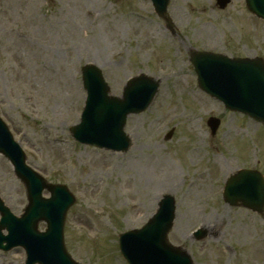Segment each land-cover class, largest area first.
I'll return each instance as SVG.
<instances>
[{"label": "rangeland", "instance_id": "rangeland-1", "mask_svg": "<svg viewBox=\"0 0 264 264\" xmlns=\"http://www.w3.org/2000/svg\"><path fill=\"white\" fill-rule=\"evenodd\" d=\"M167 10L173 26L151 0H0V115L27 162L74 194L65 242L81 264H128L119 234L142 227L165 193L177 204L169 239L195 264H264V213L223 197L225 181L242 166L264 172V125L206 93L191 61L194 51L264 57V19L245 0L225 8L216 0H169ZM17 29L32 31L30 40H20ZM87 64L99 67L110 96L124 99L127 81L142 73L159 85L151 105L127 118L126 151L73 138L88 99ZM211 116L220 124L209 125ZM0 195L16 215L28 203L24 182L2 153ZM214 223L204 239L195 237ZM244 224L252 230L247 238L237 228ZM38 226L46 229L44 221ZM26 258L24 248L0 249V264Z\"/></svg>", "mask_w": 264, "mask_h": 264}, {"label": "water", "instance_id": "water-1", "mask_svg": "<svg viewBox=\"0 0 264 264\" xmlns=\"http://www.w3.org/2000/svg\"><path fill=\"white\" fill-rule=\"evenodd\" d=\"M152 1L157 11L163 14L169 0ZM218 1L222 7L229 2ZM247 5L264 18V0H247ZM202 54L194 61L200 85L223 100L229 108L248 113L264 123V61L261 58L230 59L220 54ZM83 73L88 99L82 122L72 128L74 137L99 147L127 149L130 144L124 132L127 116L131 112H141L148 106L158 84L145 75L132 78L125 89L124 99H121L108 94L109 87L97 66L87 64L83 67ZM209 123L218 125L219 121L211 118ZM0 151L12 160L17 174L27 184L29 194V204L20 217L14 215L0 199V247L24 246L28 253V264H80L67 252L64 242L65 215L74 202L68 188L48 184L27 166L24 153L13 141L1 119ZM251 174L242 171L236 175V179L228 185L229 189H226V197L231 203L241 201L262 211L263 180L256 173ZM46 187L52 193L50 198L42 196ZM164 200L162 209L144 227L121 234L120 247L131 264H193L186 250L168 241L175 204L170 195ZM42 219L48 223L44 232L38 230V223ZM4 228L9 231L7 235L2 233ZM203 235V231L197 234L198 237Z\"/></svg>", "mask_w": 264, "mask_h": 264}, {"label": "bare ground", "instance_id": "bare-ground-1", "mask_svg": "<svg viewBox=\"0 0 264 264\" xmlns=\"http://www.w3.org/2000/svg\"><path fill=\"white\" fill-rule=\"evenodd\" d=\"M89 13H91L92 14V17L94 16V12H91V9L88 11ZM96 17V16H95ZM69 19V18H68ZM69 22H71L69 25H68V27L69 28H71V29H73L74 27H75V25H74V22L72 21V20H69ZM52 26H53V24H52ZM54 27V26H53ZM55 28V27H54ZM22 31L23 30H18L17 29V32L20 34V40H22V41H29L30 40V38H31V34L33 33L32 31H29V32H25V33H22ZM48 35V34H47ZM40 50V49H39ZM38 50V51H39ZM20 52V51H19ZM23 55H24V53H23V51L21 52ZM20 55V54H19ZM22 59L23 60H25L26 59V56H22ZM200 135H201V133H200ZM202 138V137H201ZM6 146V142L4 141L3 142V147H5ZM194 150H197V149H193L192 148V152H194ZM192 155L194 156H196V154L195 153H192ZM230 166V164H229V162L227 163H224V167H226V168H228ZM173 172V176L175 177L176 175H177V177H178V173H177V171H175V170H173L172 171ZM93 173V172H92ZM94 175H91V173H90V176H92V177H94L96 174L95 173H93ZM177 177H176V180H178L177 179ZM197 182L196 181H194V182H192L190 185L191 186H193V185H195ZM174 184L172 183V184H167L165 187H167V189H170V188H172V186H173ZM192 190H194V191H197V190H199V187H197V188H194V189H192ZM154 194V193H153ZM161 195V194H160ZM157 194H155L154 196H153V202H155V200H156V198H157ZM164 196V195H163ZM166 197V196H165ZM165 197H162L161 199H159V201H158V207L156 208V210H155V213H158L161 209H162V205H163V202L165 201L164 199H165ZM166 209H168L167 207H165ZM169 210V209H168ZM83 221H87V220H84V219H82ZM212 225H215V223L214 224H204V226L203 227H201L200 229H203L202 231L203 232H207V228H210ZM213 227V226H212ZM237 228H238V231H239V233H241L242 234V237L243 238H247L248 236V234L250 233V232H252V230L249 228V226H248V224H244L243 226H238L237 225ZM136 229H141V228H136ZM133 230H135L134 228H133ZM167 238H169V234H168V236H167Z\"/></svg>", "mask_w": 264, "mask_h": 264}]
</instances>
